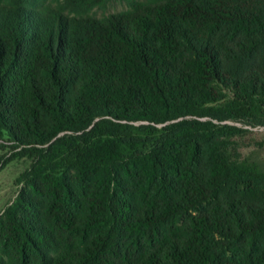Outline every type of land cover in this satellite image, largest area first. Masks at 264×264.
<instances>
[{"label": "trees", "instance_id": "16d2710c", "mask_svg": "<svg viewBox=\"0 0 264 264\" xmlns=\"http://www.w3.org/2000/svg\"><path fill=\"white\" fill-rule=\"evenodd\" d=\"M1 145L0 264H264V0H0Z\"/></svg>", "mask_w": 264, "mask_h": 264}, {"label": "rangeland", "instance_id": "374dc122", "mask_svg": "<svg viewBox=\"0 0 264 264\" xmlns=\"http://www.w3.org/2000/svg\"><path fill=\"white\" fill-rule=\"evenodd\" d=\"M7 151L5 145L0 146V213L14 200L20 187L19 175L27 167L26 160L12 157Z\"/></svg>", "mask_w": 264, "mask_h": 264}]
</instances>
